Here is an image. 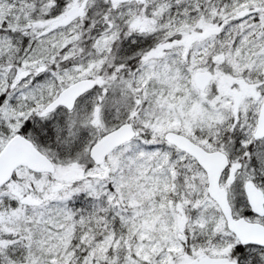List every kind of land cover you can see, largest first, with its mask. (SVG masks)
<instances>
[{"label": "snow or ice", "instance_id": "snow-or-ice-1", "mask_svg": "<svg viewBox=\"0 0 264 264\" xmlns=\"http://www.w3.org/2000/svg\"><path fill=\"white\" fill-rule=\"evenodd\" d=\"M0 264H264V0H0Z\"/></svg>", "mask_w": 264, "mask_h": 264}]
</instances>
